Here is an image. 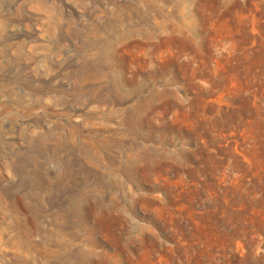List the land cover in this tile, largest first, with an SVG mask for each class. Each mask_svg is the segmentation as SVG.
Segmentation results:
<instances>
[{
    "label": "rangeland",
    "instance_id": "1",
    "mask_svg": "<svg viewBox=\"0 0 264 264\" xmlns=\"http://www.w3.org/2000/svg\"><path fill=\"white\" fill-rule=\"evenodd\" d=\"M0 264H264V0H0Z\"/></svg>",
    "mask_w": 264,
    "mask_h": 264
}]
</instances>
